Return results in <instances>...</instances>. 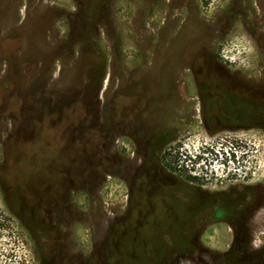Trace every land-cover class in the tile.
Masks as SVG:
<instances>
[{
    "label": "rangeland",
    "instance_id": "obj_1",
    "mask_svg": "<svg viewBox=\"0 0 264 264\" xmlns=\"http://www.w3.org/2000/svg\"><path fill=\"white\" fill-rule=\"evenodd\" d=\"M248 188L264 0H0V264H206Z\"/></svg>",
    "mask_w": 264,
    "mask_h": 264
},
{
    "label": "flooded vegetation",
    "instance_id": "obj_2",
    "mask_svg": "<svg viewBox=\"0 0 264 264\" xmlns=\"http://www.w3.org/2000/svg\"><path fill=\"white\" fill-rule=\"evenodd\" d=\"M202 177L199 175L188 176V182L198 183ZM242 191L241 196L232 198L225 197L223 201L220 199H201L200 204L211 205V223L227 221L229 227L220 229L224 238H229V244L222 249L211 248L208 245V238L215 236L214 229H200L193 230L190 234V241H199L197 248L211 257L216 263L220 264H264V214L258 217L255 212L246 213L245 210L252 208L255 211L254 204L260 206L261 202H256L258 192ZM263 199V198H262ZM226 201L227 203H223ZM254 207V208H253ZM261 221V222H258ZM225 226V224H224ZM193 238V239H192ZM200 238V239H199ZM206 257V264H216L208 261ZM237 260V261H235Z\"/></svg>",
    "mask_w": 264,
    "mask_h": 264
}]
</instances>
